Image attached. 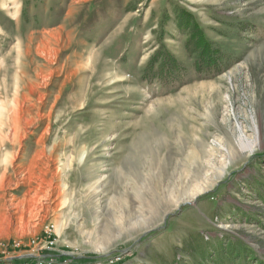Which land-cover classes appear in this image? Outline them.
Here are the masks:
<instances>
[{
	"label": "rangeland",
	"instance_id": "obj_1",
	"mask_svg": "<svg viewBox=\"0 0 264 264\" xmlns=\"http://www.w3.org/2000/svg\"><path fill=\"white\" fill-rule=\"evenodd\" d=\"M0 120V256L264 264V0H0Z\"/></svg>",
	"mask_w": 264,
	"mask_h": 264
},
{
	"label": "built area",
	"instance_id": "obj_2",
	"mask_svg": "<svg viewBox=\"0 0 264 264\" xmlns=\"http://www.w3.org/2000/svg\"><path fill=\"white\" fill-rule=\"evenodd\" d=\"M0 264H106L101 258H93L90 260H84L83 262H71V260H64L58 262L53 258H45L35 255L33 253L24 256L17 255H4L0 256Z\"/></svg>",
	"mask_w": 264,
	"mask_h": 264
},
{
	"label": "bare ground",
	"instance_id": "obj_3",
	"mask_svg": "<svg viewBox=\"0 0 264 264\" xmlns=\"http://www.w3.org/2000/svg\"><path fill=\"white\" fill-rule=\"evenodd\" d=\"M252 120H253V130H254V133H255V138L253 140H249L248 137H247V135L244 132L243 126L240 125V124H237V129H238V132H239V136H238V139H237V146H238L239 149H241V150H247L248 152H252L253 149L256 147V145L260 141L259 128H258V126H257V124H256V122H255V120H254L253 117H252ZM3 123L4 122H2L0 120V149H1L2 145H3L4 138L6 137V136H3L2 135ZM12 129H13L12 136L14 138L15 135H16V128L13 127ZM8 137L9 136H7V138ZM230 145H231V142H230ZM3 179H4V173L1 175L0 181H2ZM27 253L28 254H31V252H27ZM25 255H27V254H25Z\"/></svg>",
	"mask_w": 264,
	"mask_h": 264
},
{
	"label": "trees",
	"instance_id": "obj_4",
	"mask_svg": "<svg viewBox=\"0 0 264 264\" xmlns=\"http://www.w3.org/2000/svg\"><path fill=\"white\" fill-rule=\"evenodd\" d=\"M185 18H186V24L191 25L193 22V18L192 15L189 12H185L184 13ZM195 29V26H192ZM198 30L195 32L194 30V35L197 36V46L196 48L193 49V52H197L199 54V57L202 59H206V60H212L211 59L214 54L217 53V48H215L214 50H212L214 43L210 42L206 39V37L203 35V33L201 32L200 28H197ZM214 54H213V52ZM172 69L174 68V66H169Z\"/></svg>",
	"mask_w": 264,
	"mask_h": 264
}]
</instances>
